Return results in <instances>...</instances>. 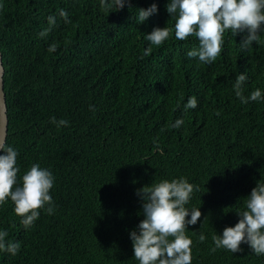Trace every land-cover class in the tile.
Returning a JSON list of instances; mask_svg holds the SVG:
<instances>
[{"label": "trees", "instance_id": "1", "mask_svg": "<svg viewBox=\"0 0 264 264\" xmlns=\"http://www.w3.org/2000/svg\"><path fill=\"white\" fill-rule=\"evenodd\" d=\"M152 3L158 12L138 23L136 9ZM167 3L132 0V9L109 12L100 0H0L17 185L34 163L55 177V211L40 210L32 228H24L10 199L0 205V230L21 244L15 256L0 252V264H139L129 235L143 219L136 192L180 177L199 189L187 205L202 213L187 227L192 264H264L247 244L235 254L210 252L212 236L238 222L245 197L264 183V100L242 104L232 87L246 72L243 94H264V34L241 52L243 34L226 31L217 60L201 64L186 55L198 46L195 37L181 41L173 32L160 46L145 39L155 27H173ZM49 15L56 26L41 38ZM191 96L198 105L185 111ZM53 116L68 126L58 129ZM178 118L181 127L171 128Z\"/></svg>", "mask_w": 264, "mask_h": 264}, {"label": "clouds", "instance_id": "2", "mask_svg": "<svg viewBox=\"0 0 264 264\" xmlns=\"http://www.w3.org/2000/svg\"><path fill=\"white\" fill-rule=\"evenodd\" d=\"M126 6L132 9V0H100L101 9L109 12L123 10ZM136 10L138 23H143L158 12V6L152 3L148 8ZM166 11L174 20L173 27H155L145 34V39L150 45L160 46L173 32L175 38L181 41L195 37L198 46L186 55L189 59H198L201 64H212L217 60L226 31L234 37L243 34L238 43L241 52H250L254 43L260 44L261 34H264V0H168ZM59 15L65 23H71L64 9H59ZM47 21L49 27L38 34L41 38L56 26L55 15H49ZM56 49L57 45L53 43L48 51L55 52ZM151 50L148 47L143 55H149ZM247 79L246 72L236 76L232 85L235 96L242 104L264 100L259 88L248 96L243 94ZM197 105L196 97L191 96L183 107L187 111ZM89 110L94 112L95 106L90 105ZM215 114L220 115V112ZM50 123L58 129L69 124L67 120H57L55 116L50 118ZM182 124L183 120L178 118L170 127L179 129ZM0 151L4 153L0 155V205L10 199L15 214L21 217V224L26 230L30 229L39 219L40 210L49 215L55 211L50 195L55 177L49 169L34 163L22 175L18 186V151L7 144L6 133H0ZM194 190L199 191L184 177L171 181L164 179L137 190L136 195L142 202L143 219L129 235L134 258L139 264H192L193 242L186 234L187 227L196 225L202 216L200 208L187 207ZM244 205V210L236 212L239 220L234 226L225 227L222 234L212 236L214 247L210 252L225 249L235 254L243 251L241 244H247L256 255H264V183L257 182L245 197ZM8 235L7 230H0V252L15 256L21 244L7 239ZM206 239L200 232V242Z\"/></svg>", "mask_w": 264, "mask_h": 264}, {"label": "water", "instance_id": "3", "mask_svg": "<svg viewBox=\"0 0 264 264\" xmlns=\"http://www.w3.org/2000/svg\"><path fill=\"white\" fill-rule=\"evenodd\" d=\"M8 125H9L8 107H7L6 95L4 91V65H3V56L0 51V133H6L7 136Z\"/></svg>", "mask_w": 264, "mask_h": 264}]
</instances>
